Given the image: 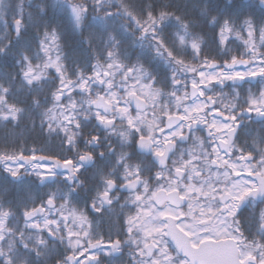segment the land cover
Wrapping results in <instances>:
<instances>
[{"label":"snow or ice","instance_id":"1","mask_svg":"<svg viewBox=\"0 0 264 264\" xmlns=\"http://www.w3.org/2000/svg\"><path fill=\"white\" fill-rule=\"evenodd\" d=\"M257 85L264 0H0V264H264Z\"/></svg>","mask_w":264,"mask_h":264},{"label":"trees","instance_id":"2","mask_svg":"<svg viewBox=\"0 0 264 264\" xmlns=\"http://www.w3.org/2000/svg\"><path fill=\"white\" fill-rule=\"evenodd\" d=\"M164 3H167L168 0H163ZM255 43L259 46L260 41L259 37L255 38ZM73 45L71 34L68 35L67 41L65 44V52H70ZM237 45H241L240 51L243 52L244 48L242 46V42L240 40H236L233 44V49L236 48ZM86 47V46H85ZM74 56H79V53H72ZM95 61H93L94 63ZM257 91V89L255 90ZM38 123V121H37ZM1 127L0 130V152H19L21 149L25 150V154H30L28 150L35 147L36 149L45 148L47 151H57L58 150V140H54L52 138L41 135L39 128L33 129L31 119L27 116L19 122V127L15 126H5ZM44 154V153H37ZM7 175L2 170V165H0V176ZM12 193L11 186H5L0 188V200L4 198V196ZM35 191L31 193V196L35 198ZM9 198H11L9 196Z\"/></svg>","mask_w":264,"mask_h":264},{"label":"flooded vegetation","instance_id":"3","mask_svg":"<svg viewBox=\"0 0 264 264\" xmlns=\"http://www.w3.org/2000/svg\"><path fill=\"white\" fill-rule=\"evenodd\" d=\"M37 2H39V0H37ZM232 48H233V45H232ZM249 87H251V86L245 87L244 95H246ZM259 87H264V86L257 85L256 87H251V91L256 92L255 90ZM224 92L227 95L229 90L224 89ZM230 101H231V97H229V99L226 100L225 103H228ZM197 135L203 136V135H206V133H197ZM121 203H123V201H121ZM262 210H264V204H258L254 208L248 209L245 212V215L247 216V215L255 214L258 216L259 212ZM120 214H121V209L119 208V206L115 207L113 210V214L110 217L109 216L104 217L103 222L100 225L98 230L105 233V234H107L109 231H111L113 234V239L117 238L115 234L120 231L121 225H122V217ZM123 214H124V216H127L129 214H134V209L125 208V209H123ZM89 219L90 220L93 219L92 214L89 215ZM19 222L21 225L23 224L22 220H20ZM97 223H100L98 218H97ZM105 238H107V236ZM125 260H127V256H125Z\"/></svg>","mask_w":264,"mask_h":264},{"label":"rangeland","instance_id":"4","mask_svg":"<svg viewBox=\"0 0 264 264\" xmlns=\"http://www.w3.org/2000/svg\"><path fill=\"white\" fill-rule=\"evenodd\" d=\"M3 125H4V124L0 123V130H1V127H4Z\"/></svg>","mask_w":264,"mask_h":264}]
</instances>
